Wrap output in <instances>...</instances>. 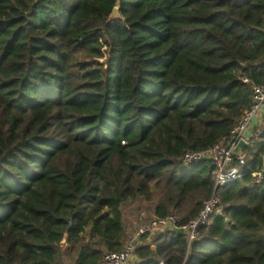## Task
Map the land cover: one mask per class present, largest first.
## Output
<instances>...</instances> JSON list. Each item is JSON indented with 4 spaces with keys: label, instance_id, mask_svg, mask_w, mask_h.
Instances as JSON below:
<instances>
[{
    "label": "trees",
    "instance_id": "1",
    "mask_svg": "<svg viewBox=\"0 0 264 264\" xmlns=\"http://www.w3.org/2000/svg\"><path fill=\"white\" fill-rule=\"evenodd\" d=\"M263 84L264 0H0V264H97L127 204L196 218L214 168L181 159ZM246 154L201 241L141 236L134 264H264V139Z\"/></svg>",
    "mask_w": 264,
    "mask_h": 264
},
{
    "label": "built area",
    "instance_id": "2",
    "mask_svg": "<svg viewBox=\"0 0 264 264\" xmlns=\"http://www.w3.org/2000/svg\"><path fill=\"white\" fill-rule=\"evenodd\" d=\"M249 84L248 79L243 80ZM252 103L250 108L237 121L231 133L219 139L213 146L198 150L189 151L181 159L184 166H191L201 162H210L214 168L215 188L210 199L203 203L199 215L187 223H183L176 214H168L165 217H155L152 220L142 223L136 231L133 239L124 244L122 250L116 253H107L97 264H128L135 256L138 240L144 235H154L181 229L191 245L204 238L201 230L209 226L213 218L220 211L219 191L240 179L244 173L242 168L247 161L246 150L254 148L258 137L249 134L254 122L260 117L264 109V84L252 85ZM244 141L247 147L240 155H235L234 150L238 144ZM255 182L261 183L264 179V168L252 174Z\"/></svg>",
    "mask_w": 264,
    "mask_h": 264
},
{
    "label": "rangeland",
    "instance_id": "3",
    "mask_svg": "<svg viewBox=\"0 0 264 264\" xmlns=\"http://www.w3.org/2000/svg\"><path fill=\"white\" fill-rule=\"evenodd\" d=\"M75 64H81V63H94V61L87 56L81 54L77 55L74 58ZM99 64L103 63L102 61L98 62ZM78 70V69H77ZM255 136L259 138V132L258 130H255ZM122 212L124 216V222L128 229H131L132 233L135 234L139 226L148 221V219L151 218V212L147 208V204L142 202H136L133 204H127L122 207ZM221 210L219 211L220 214ZM174 214V213H173Z\"/></svg>",
    "mask_w": 264,
    "mask_h": 264
},
{
    "label": "crops",
    "instance_id": "4",
    "mask_svg": "<svg viewBox=\"0 0 264 264\" xmlns=\"http://www.w3.org/2000/svg\"><path fill=\"white\" fill-rule=\"evenodd\" d=\"M255 130H258L259 134L264 130V109H263L260 117L254 122L252 128L249 131V134L254 136L256 133ZM255 137H257V136H255ZM153 218H155V217H152V219ZM152 219H150V220H152ZM157 234H160V233H157ZM135 235H136V232H135V234H133L131 229L127 228V236L124 239V244L127 243L128 241H130L131 239H133L135 237ZM138 244H139V240H138ZM134 263L135 262H133V259H132L131 262L128 264H134ZM60 264H74V262L71 259L64 257L63 261Z\"/></svg>",
    "mask_w": 264,
    "mask_h": 264
},
{
    "label": "water",
    "instance_id": "5",
    "mask_svg": "<svg viewBox=\"0 0 264 264\" xmlns=\"http://www.w3.org/2000/svg\"><path fill=\"white\" fill-rule=\"evenodd\" d=\"M120 19H122V18H121L120 12H119V8L116 7V8L113 10L112 15L110 16L108 23H111V22H114V21H117V20H120ZM259 138H260V139H264V130L259 134ZM246 147H247V144H246L244 141H241V142L238 144V146L236 147V149L234 150V154H235V155H240V154L242 153V151H243ZM173 231H174L175 233H177V234H180V235L183 234V232H182L181 229H174ZM65 243H66V239L62 242V244H65ZM136 261H137V258L134 257V258H133V262H136Z\"/></svg>",
    "mask_w": 264,
    "mask_h": 264
}]
</instances>
